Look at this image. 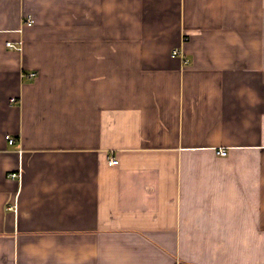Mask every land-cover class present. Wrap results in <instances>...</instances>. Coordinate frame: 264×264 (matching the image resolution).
I'll use <instances>...</instances> for the list:
<instances>
[{"label": "crops", "instance_id": "crops-1", "mask_svg": "<svg viewBox=\"0 0 264 264\" xmlns=\"http://www.w3.org/2000/svg\"><path fill=\"white\" fill-rule=\"evenodd\" d=\"M0 264H264V0H0Z\"/></svg>", "mask_w": 264, "mask_h": 264}, {"label": "built area", "instance_id": "built-area-1", "mask_svg": "<svg viewBox=\"0 0 264 264\" xmlns=\"http://www.w3.org/2000/svg\"><path fill=\"white\" fill-rule=\"evenodd\" d=\"M26 24H27V25H30V26L33 24V18H32L31 15H28V16H27ZM7 45H8L9 47H15L14 44L11 43V42H8ZM175 52H177V51H175ZM33 74H34V73H31V75H33ZM12 100L14 101L15 98H12ZM7 138H8L9 143L12 144V143L15 142V139H14L13 137H11L10 135H8ZM219 153L222 154V155H224V154L227 153V151H226V149L221 148V149H219ZM112 163H118V160H117V159H112ZM11 175H12V176H16L17 173H12Z\"/></svg>", "mask_w": 264, "mask_h": 264}]
</instances>
